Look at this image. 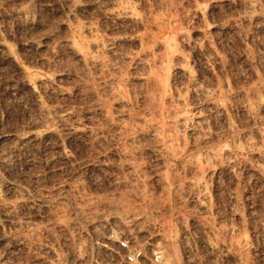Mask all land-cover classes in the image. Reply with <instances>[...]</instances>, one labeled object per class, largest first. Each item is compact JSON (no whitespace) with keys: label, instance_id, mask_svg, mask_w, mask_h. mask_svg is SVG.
<instances>
[{"label":"rangeland","instance_id":"obj_1","mask_svg":"<svg viewBox=\"0 0 264 264\" xmlns=\"http://www.w3.org/2000/svg\"><path fill=\"white\" fill-rule=\"evenodd\" d=\"M264 264V0H0V264Z\"/></svg>","mask_w":264,"mask_h":264},{"label":"built area","instance_id":"obj_2","mask_svg":"<svg viewBox=\"0 0 264 264\" xmlns=\"http://www.w3.org/2000/svg\"><path fill=\"white\" fill-rule=\"evenodd\" d=\"M117 248L120 251H124V262L125 264H143L144 256L142 254V250L136 247H132L130 242L127 239H118L117 240ZM150 264H164L165 260L162 254L155 253L152 255L149 260Z\"/></svg>","mask_w":264,"mask_h":264}]
</instances>
